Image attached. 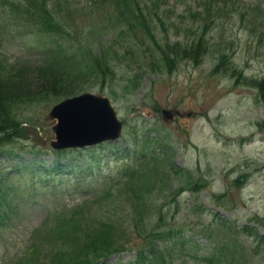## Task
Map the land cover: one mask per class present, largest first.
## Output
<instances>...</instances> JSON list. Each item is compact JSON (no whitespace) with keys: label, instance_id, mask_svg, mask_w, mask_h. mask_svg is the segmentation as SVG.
<instances>
[{"label":"trees","instance_id":"obj_1","mask_svg":"<svg viewBox=\"0 0 264 264\" xmlns=\"http://www.w3.org/2000/svg\"><path fill=\"white\" fill-rule=\"evenodd\" d=\"M167 1L95 0L94 9L86 15L104 9L111 23L118 24L117 34L112 42L98 37L78 45L72 40L77 36L75 30L66 29L59 16L70 17L75 11L83 10L71 7L67 0L64 5L61 0H0V31L8 30L13 23L20 25L31 31L35 45L42 51L41 57L33 60L8 62L0 56V153L15 155L14 142L24 139L29 143L27 129L33 123L24 113L33 105L58 101L96 85L103 90L117 75V65L128 59L138 61L132 70L133 76L124 77L133 84L146 71L171 73L183 60L198 65L211 49L217 52V56L212 53L216 61L211 72H229L235 78L240 76L241 68L232 63V52H228L220 41H217L220 46H215L207 37L212 20L218 14L226 13L229 4L233 6L236 0H183L184 4L189 1L197 8L201 6L203 12L197 8L191 12L188 4L191 15L201 17L202 23L196 29V26L186 28L185 31L191 34L181 40H170L160 35L162 30H157L159 25L166 30L158 11L169 12L165 9ZM251 10L252 23L257 21L264 26V9L255 5ZM112 11L115 18L110 19ZM81 31L84 33L83 29ZM86 34L94 35V31L89 30ZM120 35L130 39L116 57L114 47ZM137 50L144 54L143 59L137 58ZM3 64L9 67L3 68ZM29 66L36 68L35 80L39 82L35 81V85L30 84L31 80H23L27 79L25 74ZM248 81L259 87L264 100V78ZM160 133L154 137L145 136V144L154 143L153 150L135 157L133 165L124 167L99 193L71 206L53 208L31 231L22 247L7 256L2 264H99L105 257L131 245L137 252L134 264H170L173 248L164 230L178 233L181 230L176 228L180 226L178 224L169 226L162 205L158 203L164 197L180 195L185 190L197 192L207 180L195 178L191 171L177 166L172 137ZM64 153H54L56 164L61 165ZM56 170L51 166L41 173ZM30 173L33 175L34 170ZM47 177H44L42 187L46 186ZM245 178V174L239 175L233 183L241 186ZM21 186L20 182L10 178L5 167L0 166V224L10 222L23 197L35 195L34 192L24 195ZM62 189H54L53 196L61 197ZM223 227L226 232L220 228L217 231L210 229L206 235L212 248L205 256L204 264H245L246 248L237 236L240 232L253 237L256 247L264 243V235H258L249 225L238 229L225 220Z\"/></svg>","mask_w":264,"mask_h":264},{"label":"rangeland","instance_id":"obj_2","mask_svg":"<svg viewBox=\"0 0 264 264\" xmlns=\"http://www.w3.org/2000/svg\"><path fill=\"white\" fill-rule=\"evenodd\" d=\"M64 1L66 0H61L63 5ZM67 2L71 7L83 10L75 11L76 13L70 17H63L62 14H60L62 17L59 16L66 29L75 30L74 35L77 36L72 39L73 42L79 45L85 40L94 41L98 37L106 42L114 40L119 27L118 24L111 23L106 16L107 11L100 9L86 15L90 9H94L92 5H95V0ZM188 4L191 12H194L197 6H193L192 2L187 1L186 4L183 0L166 2L165 9L171 12L167 9L170 8L172 12L166 14L158 11L166 27V30H163L160 25L158 26L157 30L163 31L160 35L167 36L170 40H179L191 34L185 31L186 28L196 26V29L202 23L201 17L191 15ZM255 5L264 7V0L238 2L236 0L233 6L229 4L226 13L218 14L212 20L207 34L215 46H220L217 43L220 41L228 52H232L233 65L241 68V74L237 78L231 76L229 72H211L217 56V52L211 49L198 65L183 60L171 73L146 71L137 78L135 84L127 82L124 77L128 74L133 76L132 70L137 67L138 61L128 59L117 65V75L114 80L105 84L104 91L98 85L87 89L109 97L119 117L125 121L123 136L117 142L105 143L107 146L96 151L85 150L80 151V154L78 152L74 154L78 170L73 171L70 179L62 180L61 185L67 191L59 199L58 206L63 203L79 202L96 193L104 179L122 164L124 158L121 153L125 152L126 138L129 135L140 137L143 132L155 135L154 130L160 128L161 134L174 137L176 163L189 169L195 177L207 180V185L197 194L185 191L175 199L164 197L159 201L160 203L169 201L167 217L172 223H182L186 234L194 235L200 244L206 243L201 237V230L203 227L213 225L212 217L217 216L216 212L232 220L237 226L252 220L264 225V100L259 87L248 81L264 78V26L261 22L254 21L253 24L251 21V9ZM197 9L203 12L201 6ZM113 18L115 17L112 11L110 19ZM89 30L94 31V35L86 34ZM127 39L130 37L123 35L118 37L119 42L114 47L117 52L113 50L116 57L119 51L124 50L123 46L128 44ZM41 52L33 41L31 31H26L22 26L18 27L13 23L8 30L0 31V56L8 62L39 59ZM212 53L216 56L214 57ZM135 55L138 59L145 57L139 50ZM2 67L6 68L9 65L3 64ZM35 70L34 66H29L26 69L29 72L25 74L27 79L23 80H31L30 84L35 85L34 82L37 81ZM52 103L39 102L24 113L31 118L33 126L30 131L38 132L40 138L36 142L44 149H51L53 122L47 118V112ZM161 108L191 111L192 114L189 117H175L165 123L160 114ZM146 112L151 113L147 116ZM34 134L33 132L31 135ZM31 143L21 139L14 142L13 146L15 149L20 146L30 148ZM117 144L120 150L113 153L111 150L115 149ZM42 157L45 158V164L52 158L50 154H43L36 159ZM30 158V153L24 154L23 159L7 158L3 161V166L10 165L14 168L15 163L24 165ZM88 159L90 165L89 169H86ZM71 172H66L65 176ZM9 173L13 179L18 178L13 171ZM242 174H245L246 178L239 188L233 180ZM83 181L89 182L91 186L72 191L71 187ZM21 188L25 193L36 189L31 183ZM50 190L45 189L38 193L39 197L45 199L42 202H23L19 207L20 217L17 219V226L14 228L8 226L6 227L8 230L0 233V264L4 255L12 254L16 249L11 241L17 239V242H20L27 239L31 229L44 219L47 212L46 204L54 201ZM223 193L227 196L216 202L213 195ZM55 205L54 201L53 206ZM259 226L258 231L264 233V228ZM240 239L251 248H247L250 253H246L245 264H262L264 244L255 250L251 237L246 233L241 234ZM196 252L202 255L206 251L205 248H200ZM130 260L131 253L122 252L109 256L106 264H129ZM201 262L200 257L180 254L171 264Z\"/></svg>","mask_w":264,"mask_h":264},{"label":"water","instance_id":"obj_3","mask_svg":"<svg viewBox=\"0 0 264 264\" xmlns=\"http://www.w3.org/2000/svg\"><path fill=\"white\" fill-rule=\"evenodd\" d=\"M164 118L171 117L178 111L163 110ZM55 120L54 148L83 146L119 135L121 122L117 120L114 110L104 96L82 93L68 97L56 104L49 112Z\"/></svg>","mask_w":264,"mask_h":264}]
</instances>
